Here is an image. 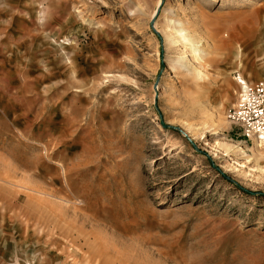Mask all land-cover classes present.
<instances>
[{"label":"rangeland","instance_id":"obj_1","mask_svg":"<svg viewBox=\"0 0 264 264\" xmlns=\"http://www.w3.org/2000/svg\"><path fill=\"white\" fill-rule=\"evenodd\" d=\"M240 78L264 0H0V264H264Z\"/></svg>","mask_w":264,"mask_h":264},{"label":"built area","instance_id":"obj_2","mask_svg":"<svg viewBox=\"0 0 264 264\" xmlns=\"http://www.w3.org/2000/svg\"><path fill=\"white\" fill-rule=\"evenodd\" d=\"M228 119L249 139H264V80L242 90L237 105L229 111Z\"/></svg>","mask_w":264,"mask_h":264},{"label":"bare ground","instance_id":"obj_3","mask_svg":"<svg viewBox=\"0 0 264 264\" xmlns=\"http://www.w3.org/2000/svg\"><path fill=\"white\" fill-rule=\"evenodd\" d=\"M239 81L243 84L242 90H245L247 88L246 82L242 78H240ZM259 141H264V139L259 140ZM261 143H264V142H261ZM259 145H260V143H259Z\"/></svg>","mask_w":264,"mask_h":264},{"label":"water","instance_id":"obj_4","mask_svg":"<svg viewBox=\"0 0 264 264\" xmlns=\"http://www.w3.org/2000/svg\"><path fill=\"white\" fill-rule=\"evenodd\" d=\"M157 87H158V83H156V85H155V88H157ZM162 126L167 127L165 123H162Z\"/></svg>","mask_w":264,"mask_h":264}]
</instances>
